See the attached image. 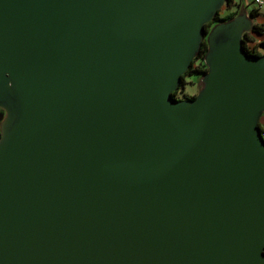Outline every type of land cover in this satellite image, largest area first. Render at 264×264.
Wrapping results in <instances>:
<instances>
[{
	"label": "water",
	"instance_id": "1",
	"mask_svg": "<svg viewBox=\"0 0 264 264\" xmlns=\"http://www.w3.org/2000/svg\"><path fill=\"white\" fill-rule=\"evenodd\" d=\"M226 1L0 0V264H264V54L243 6L205 30Z\"/></svg>",
	"mask_w": 264,
	"mask_h": 264
},
{
	"label": "trees",
	"instance_id": "2",
	"mask_svg": "<svg viewBox=\"0 0 264 264\" xmlns=\"http://www.w3.org/2000/svg\"><path fill=\"white\" fill-rule=\"evenodd\" d=\"M231 1L232 0H227L226 1L227 5H229ZM246 12H247V15L250 16L251 18H253L256 15V12L253 8L246 11ZM234 15H236V13L233 11V12L227 13L224 16H219V11H218L216 16L214 17V19L212 21L205 23V30L207 31L213 23L227 20V19L233 17ZM261 27L262 26L259 24L252 23L251 31L242 33V36H241L242 45H243L244 50L248 54H252V55L264 54V41L257 43V44H251L252 38L250 36L251 32L259 33V31L261 30ZM258 49H262V50L259 51ZM205 51H206V42H205V39H203L201 42V45L199 47V50L196 53V55L193 57V59L191 60L188 69L181 75V81H180L181 85H183L184 78L186 76H191V75L200 76L201 74H203L205 72L206 66L203 62V56H204ZM180 88L171 92V95L174 98H180L177 96V92L180 90ZM194 96H195V94L191 95L190 97H186L185 99L193 98ZM259 128H260V131L263 133V129H262L260 123H259Z\"/></svg>",
	"mask_w": 264,
	"mask_h": 264
},
{
	"label": "rangeland",
	"instance_id": "3",
	"mask_svg": "<svg viewBox=\"0 0 264 264\" xmlns=\"http://www.w3.org/2000/svg\"><path fill=\"white\" fill-rule=\"evenodd\" d=\"M247 7H251V4H246ZM242 7V4L239 0H232L229 5L223 4L219 11V16H224L229 12H235L238 13L240 8ZM260 51L262 49H259ZM199 78L200 76L197 75H191L186 76L184 78V83L181 86L180 90L177 92V96L181 98L190 97L191 95L195 94L199 88ZM3 116V111L0 109V119ZM264 116V113L262 114V117Z\"/></svg>",
	"mask_w": 264,
	"mask_h": 264
},
{
	"label": "crops",
	"instance_id": "4",
	"mask_svg": "<svg viewBox=\"0 0 264 264\" xmlns=\"http://www.w3.org/2000/svg\"><path fill=\"white\" fill-rule=\"evenodd\" d=\"M240 3L242 4V6L245 7L246 11L250 10V9H254L256 12V15L252 18V23H256L259 24L261 26H264V6L261 7H256L252 0H239ZM251 4V7H247L246 4ZM257 33L251 32L250 36L252 38V40L254 38H256ZM264 124V116L261 117L260 119V125Z\"/></svg>",
	"mask_w": 264,
	"mask_h": 264
},
{
	"label": "built area",
	"instance_id": "5",
	"mask_svg": "<svg viewBox=\"0 0 264 264\" xmlns=\"http://www.w3.org/2000/svg\"><path fill=\"white\" fill-rule=\"evenodd\" d=\"M252 2H253V4L256 7L264 6V0H252ZM263 41H264V26L261 27V30L259 31V33H257L256 38H254L252 40V43L251 44H257V43H260V42H263ZM261 117H260V119H261ZM261 127L263 129V133L262 132L261 133H262V136L264 138V124H262Z\"/></svg>",
	"mask_w": 264,
	"mask_h": 264
},
{
	"label": "flooded vegetation",
	"instance_id": "6",
	"mask_svg": "<svg viewBox=\"0 0 264 264\" xmlns=\"http://www.w3.org/2000/svg\"><path fill=\"white\" fill-rule=\"evenodd\" d=\"M195 94H196V93H195ZM176 99H184V98H181V97H180V98H176Z\"/></svg>",
	"mask_w": 264,
	"mask_h": 264
}]
</instances>
